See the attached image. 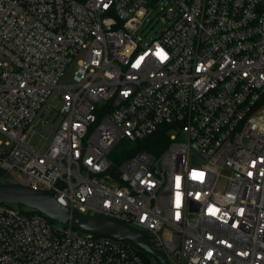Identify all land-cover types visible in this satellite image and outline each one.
<instances>
[{"label": "built area", "instance_id": "built-area-1", "mask_svg": "<svg viewBox=\"0 0 264 264\" xmlns=\"http://www.w3.org/2000/svg\"><path fill=\"white\" fill-rule=\"evenodd\" d=\"M155 8L169 22L146 42ZM80 54L40 150L37 116ZM0 170L145 234L168 264H264V0H0ZM0 264L147 263L0 204Z\"/></svg>", "mask_w": 264, "mask_h": 264}, {"label": "water", "instance_id": "water-1", "mask_svg": "<svg viewBox=\"0 0 264 264\" xmlns=\"http://www.w3.org/2000/svg\"><path fill=\"white\" fill-rule=\"evenodd\" d=\"M0 204H18L38 211L58 223L72 222L74 229L110 236L120 241H130L142 251L153 255L159 264H168L162 252L151 247L148 237L132 228L101 216H89L81 213L71 214L68 208L61 206L55 193L47 190H35L16 182L5 171L0 170Z\"/></svg>", "mask_w": 264, "mask_h": 264}, {"label": "rangeland", "instance_id": "rangeland-1", "mask_svg": "<svg viewBox=\"0 0 264 264\" xmlns=\"http://www.w3.org/2000/svg\"><path fill=\"white\" fill-rule=\"evenodd\" d=\"M166 1L164 2V4ZM165 6V5H162ZM160 8H155L152 12V14L149 17V20L145 22L143 25V30H142V37L144 41H150L153 37H155L160 31L164 28V26L169 22L167 17L163 12H161ZM83 59V54H80L76 60L68 66L66 69L64 75L59 81V87L55 88L52 93L49 95L47 98L46 103L40 110L37 119L39 117H43L44 120L48 121L49 126L45 127L42 129L40 132V135L35 141L36 147H38L40 150L46 149L48 145L50 144L54 134H55V128H57L62 119L63 115L59 114V110L62 107V102L60 99V94L64 93L66 88L64 87L65 85H70L76 82V73L78 71V61ZM35 138V137H34ZM0 180L2 178L0 177ZM14 208L18 210H22L24 212L30 211L29 208H26L22 205L18 204H11ZM137 251H142L140 248L137 246H134ZM152 264H159L157 259L155 257L151 258Z\"/></svg>", "mask_w": 264, "mask_h": 264}, {"label": "trees", "instance_id": "trees-1", "mask_svg": "<svg viewBox=\"0 0 264 264\" xmlns=\"http://www.w3.org/2000/svg\"><path fill=\"white\" fill-rule=\"evenodd\" d=\"M168 133L167 132H160L156 135H153L151 137H149L146 141V144L143 147V149H146L147 151L153 153V154H158L160 153L167 145L168 143ZM30 212L32 213H40L38 211H35V210H31L30 209ZM50 219V218H49ZM51 221L53 222H56L52 219H50ZM128 242L129 244H131L133 247L136 246V245H133L130 241H126ZM151 246H152V243H151ZM138 247V246H137ZM139 248V247H138ZM140 253V255L142 256V258L144 259V261L147 263V264H152V261H151V258L154 257L153 255L149 254V253H146L145 251H138Z\"/></svg>", "mask_w": 264, "mask_h": 264}]
</instances>
